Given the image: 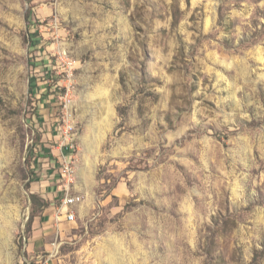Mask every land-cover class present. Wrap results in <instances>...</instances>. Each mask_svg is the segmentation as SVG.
Here are the masks:
<instances>
[{"label":"rangeland","instance_id":"374dc122","mask_svg":"<svg viewBox=\"0 0 264 264\" xmlns=\"http://www.w3.org/2000/svg\"><path fill=\"white\" fill-rule=\"evenodd\" d=\"M0 264H264V0H0Z\"/></svg>","mask_w":264,"mask_h":264},{"label":"crops","instance_id":"0c3cea01","mask_svg":"<svg viewBox=\"0 0 264 264\" xmlns=\"http://www.w3.org/2000/svg\"><path fill=\"white\" fill-rule=\"evenodd\" d=\"M52 137L56 139V136L53 134L51 135V139ZM58 140H60V135ZM55 150L59 152V155H57L58 161H61L62 155L66 154V150L64 147H61L60 141L56 148L51 149L52 152H55ZM45 176L46 179L44 180L42 187H44V190L47 192V196L49 198L48 200H50V198H54L56 196L59 188L61 190V184L59 183V177L56 174V170L48 171V174H46ZM53 204L54 202L50 200L49 205ZM48 208H45L40 212L41 214L37 216L35 215L32 218V234L26 246L27 252L32 253L42 247L48 248L49 244L47 242V237L58 231L57 226L59 228V226L61 225L58 220L60 218H64V216H58L55 211L54 213H50L49 211L47 212L46 210Z\"/></svg>","mask_w":264,"mask_h":264},{"label":"built area","instance_id":"2783aa9c","mask_svg":"<svg viewBox=\"0 0 264 264\" xmlns=\"http://www.w3.org/2000/svg\"><path fill=\"white\" fill-rule=\"evenodd\" d=\"M59 129L61 132L60 145L65 148L66 154H63L61 158V175L63 177L61 191L63 193V197L61 199V206L56 214L59 216L62 213H65V219L67 221H72L74 220V211L70 209V207L78 203L81 198L79 195H75L70 192V185L73 182V169L69 153L73 150V127L69 122H65V124L59 127Z\"/></svg>","mask_w":264,"mask_h":264},{"label":"trees","instance_id":"16d2710c","mask_svg":"<svg viewBox=\"0 0 264 264\" xmlns=\"http://www.w3.org/2000/svg\"><path fill=\"white\" fill-rule=\"evenodd\" d=\"M31 174H34L33 172ZM32 180V179H31ZM49 204V202H47L46 204H44V207H47ZM31 220H32V217H31Z\"/></svg>","mask_w":264,"mask_h":264}]
</instances>
